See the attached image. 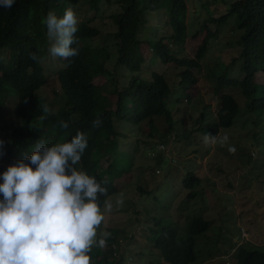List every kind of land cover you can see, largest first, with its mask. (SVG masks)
Wrapping results in <instances>:
<instances>
[{"label": "trees", "instance_id": "16d2710c", "mask_svg": "<svg viewBox=\"0 0 264 264\" xmlns=\"http://www.w3.org/2000/svg\"><path fill=\"white\" fill-rule=\"evenodd\" d=\"M102 1L112 0H89L84 13L80 11V0H16L11 9L0 7V113H4L0 117L4 125L0 129V140L5 142V154L0 159L6 163L0 166V175L18 160L27 162V157L38 145L53 146L70 142L78 132H82L87 137L88 147L76 168L95 177L107 189L106 195L99 199L101 209L115 195L122 197L113 200L123 198L124 201L131 187L136 188L141 198L149 196L150 203H158L164 193H154L140 183L137 177L140 173L132 171L135 158L130 159V147L122 141L123 135L115 126L116 121H125L134 126L146 122L150 129L147 135L150 141L144 143L151 147L156 142L163 147L159 149V146L158 150H165L166 139L175 137L178 123L169 109L170 84L164 73L154 72L147 80L140 76L147 61L141 51L142 45L147 44L161 64L174 65L178 70L179 85L187 89L197 84L195 70L201 69L210 40L217 34L208 25L220 27L230 18H235L237 28L242 31L238 45L241 47L239 59L244 76L236 80L223 71L216 78L222 90L229 86L238 88L248 100L246 112L260 117L264 113V95L258 89L256 77L264 73V0H233L223 16L215 18L210 14L203 22V29L207 33L195 57L183 55L188 38L186 0H115L119 12L109 17L114 30L107 33L100 45H93L90 40L98 38L102 32L93 25L95 17H91L89 12L98 13ZM69 7L81 19L72 45L79 49V55L68 60L58 58L63 60L65 67L50 80L45 66L51 42L42 21L49 11L62 17ZM152 13L168 19L172 34L143 39L141 32ZM106 39L111 40V46L117 53V69L125 68L132 75L135 74L127 86L115 83L108 91L105 88L113 73L109 70L111 46L106 44ZM33 52L41 57L39 63L30 59L29 54ZM236 60L233 59L234 62ZM47 86L52 87L51 94L58 102V99L63 101L56 112L50 111L48 114L43 112V107H49V103L39 95ZM190 99L187 94L186 100ZM177 100L180 102L179 98ZM8 103H13V106L9 108ZM241 113L236 98L223 93L217 120L201 126L196 132L217 138L222 130L235 126ZM42 116L46 118L41 119ZM158 117L163 118L165 123L163 131H159L155 124ZM97 118L102 123L94 128L92 121ZM61 122H66L67 128L61 127ZM157 132L160 133L155 138ZM253 137L257 138L256 135ZM177 138L184 137L177 135ZM188 138L189 135L185 137ZM139 147L138 142L132 152H139ZM104 162L107 164L105 167ZM130 174L129 181L121 180ZM202 183V177L194 171L182 179L181 190L186 191V196L176 211L184 216L182 225L167 217L170 216L167 213L164 216V206H159L157 215L151 218L152 225L145 223L140 230L136 225V231H131L133 236H128L119 225L108 221L106 232L110 236L106 240V247H93L90 253L92 264H131L130 254L127 256L130 246L127 241H133L135 236H143L159 253L158 259L153 258L146 264H161L162 261L165 264H202V257L206 254L199 249L198 240L207 235L211 224L205 220L204 212L199 215L195 209H190L191 203L203 198ZM0 199H3L2 195ZM124 206L123 203L120 211L124 210ZM235 264H264V245L255 246L245 241L237 251Z\"/></svg>", "mask_w": 264, "mask_h": 264}, {"label": "rangeland", "instance_id": "374dc122", "mask_svg": "<svg viewBox=\"0 0 264 264\" xmlns=\"http://www.w3.org/2000/svg\"><path fill=\"white\" fill-rule=\"evenodd\" d=\"M87 1L89 0H80L81 13L87 10ZM232 1L186 0L188 38L184 56L195 57L207 33L203 29V22L210 14L215 18L226 14ZM115 2V0L102 1L98 13L89 12L91 17H95L93 25L102 32L101 36L93 41L90 40L93 45H100L107 33L114 30L109 17L119 12ZM161 14L163 15V12ZM80 20L78 17L79 22ZM167 22L168 19L158 13L150 14L147 25L141 32L143 39L165 36L166 33L172 34V29ZM208 26L212 32L217 31V34L210 40L209 50L201 69L195 70L197 84L187 89L179 85L178 70L174 65L161 64L160 60L154 56L152 49L147 44L142 45L141 51L147 61L140 76L147 80L154 72L165 74L172 92L168 102L169 109L178 123L177 131H175V137L166 139L165 150H158L159 146V149L163 148L160 144L158 146L154 142L151 147H148L149 144L144 143L150 141L147 137L150 129L146 122L140 126H134L125 121H116L115 126L123 135L122 141L130 147V159L135 158L132 171L140 174L139 176L135 174L133 178L137 176L140 183L145 184L148 190L164 194L158 203H150L149 196L141 198L136 188L131 187L132 190L127 191L123 211H120V206L117 207L116 200H113L122 196L111 197L108 202L113 204V210L108 212L104 209L105 206L101 209L105 219L98 229V236L109 228L108 221L119 225L128 236H133L131 231H136V225L139 226V230L145 227V223L152 225L151 218L157 215L159 206H164L162 209L164 216L167 213L170 215L167 217L182 225L184 216L176 212L178 205L186 196V191L181 190V182L187 173L194 171L203 179L200 187L203 198L191 203L190 209L191 211L195 209L199 215L204 212L205 220L211 224L207 235L198 240L199 249L206 254L202 257V264H235L237 251L245 241L255 246L264 245V113L258 117L255 113L246 112L248 100L242 96L238 88L229 86L222 90L218 85L219 80L216 77L223 71H227L228 76L236 80H241L244 76L242 61L239 59L241 47L238 45L242 31L237 28V21L235 18H230L223 26L218 27L213 24ZM110 41L106 39L108 46L112 45ZM110 51L112 58L109 62V70L113 73V77H109L106 91L110 90L115 83H119V86H127L131 77L135 76L125 68L117 69L118 56L115 48L111 46ZM234 58L237 59L235 62ZM63 60L60 61L58 57L53 58L49 54L45 71L50 80L59 70L64 69ZM256 79L258 89L264 95V84H262L264 73H259ZM51 89L52 87L47 86L39 92V95L46 98L50 110L56 112L63 101L58 99V102L51 94ZM223 93L231 94L236 98L242 113L235 126L221 131L217 137V143L213 144L209 141L206 144L204 141L206 134L196 131L201 126L205 127L217 120L216 114L221 107ZM187 94L190 95V101L186 100ZM12 106L13 103H8L9 108ZM2 115L4 113H0V117ZM162 119L159 117L155 119L159 131L165 129ZM3 126L0 122V129ZM159 133L155 134V138H158ZM177 135L184 138L176 139ZM188 135L189 138L185 139ZM225 135L229 139L221 146L219 138ZM254 135L257 138H254ZM138 142L139 152L134 153L132 149ZM229 147H234L235 152H229ZM5 164L3 159H0V166ZM105 166L107 164L104 162L103 167ZM130 176L132 174L124 176L121 180L129 181ZM137 181L136 179L135 182ZM189 207L190 205L188 210ZM244 236L246 239H243ZM127 242L130 244L127 256L130 254L131 264H146L153 258H159V253L154 246L149 244L143 236H135L133 241ZM161 264L165 263L162 261Z\"/></svg>", "mask_w": 264, "mask_h": 264}, {"label": "clouds", "instance_id": "9594fccd", "mask_svg": "<svg viewBox=\"0 0 264 264\" xmlns=\"http://www.w3.org/2000/svg\"><path fill=\"white\" fill-rule=\"evenodd\" d=\"M16 0H0V7L11 9ZM51 42L48 53L53 58L68 60L79 55L72 47L78 31V17L69 7L62 17L49 11L42 21ZM30 59L39 63L35 52ZM47 105L43 112L48 114ZM42 116L41 119H45ZM102 121H92L99 127ZM66 122L61 127L67 128ZM228 136L219 138L221 146ZM215 144L217 138H204ZM5 142L0 140V156ZM88 147L84 133L78 132L70 142L53 146L38 145L25 160H18L0 175V264H92L93 247H106L108 232L99 234L105 219L99 199L107 189L95 177L78 171L76 165ZM229 152H235L229 147ZM122 206L123 198L116 200ZM111 212L113 204L106 202Z\"/></svg>", "mask_w": 264, "mask_h": 264}]
</instances>
